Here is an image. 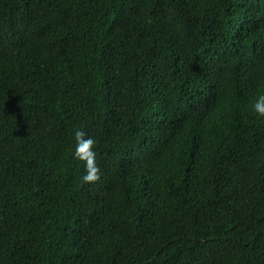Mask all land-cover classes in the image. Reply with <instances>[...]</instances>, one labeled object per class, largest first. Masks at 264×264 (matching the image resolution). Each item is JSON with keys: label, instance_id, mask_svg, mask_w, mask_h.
<instances>
[{"label": "trees", "instance_id": "obj_1", "mask_svg": "<svg viewBox=\"0 0 264 264\" xmlns=\"http://www.w3.org/2000/svg\"><path fill=\"white\" fill-rule=\"evenodd\" d=\"M262 92L264 0H0V264H264Z\"/></svg>", "mask_w": 264, "mask_h": 264}, {"label": "clouds", "instance_id": "obj_2", "mask_svg": "<svg viewBox=\"0 0 264 264\" xmlns=\"http://www.w3.org/2000/svg\"><path fill=\"white\" fill-rule=\"evenodd\" d=\"M251 109L258 116L264 117V92L259 93L254 102L251 104ZM75 147L73 155L80 161H83L84 173L82 175V180L85 183L95 182L100 178V169L96 163V151L94 145L96 143L95 139L86 135L81 130H76L74 132Z\"/></svg>", "mask_w": 264, "mask_h": 264}]
</instances>
